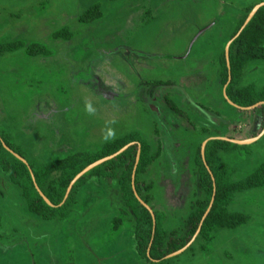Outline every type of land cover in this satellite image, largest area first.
I'll return each mask as SVG.
<instances>
[{"label":"rangeland","instance_id":"1","mask_svg":"<svg viewBox=\"0 0 264 264\" xmlns=\"http://www.w3.org/2000/svg\"><path fill=\"white\" fill-rule=\"evenodd\" d=\"M255 3L264 0H0V44L21 43L0 54V135L35 167L137 135L147 146L138 175L146 207L162 230H181L200 194L194 157L204 141L238 145L215 156L229 181L264 163V42L237 71L236 86L248 88L255 105H233L218 68ZM32 44L47 54H28ZM122 198L116 179L92 178L44 219L0 170V264H264V184L226 206L246 223L194 237L162 261L137 252Z\"/></svg>","mask_w":264,"mask_h":264},{"label":"trees","instance_id":"2","mask_svg":"<svg viewBox=\"0 0 264 264\" xmlns=\"http://www.w3.org/2000/svg\"><path fill=\"white\" fill-rule=\"evenodd\" d=\"M258 4L245 7L244 16L231 34L227 53L221 52L218 58L219 75L225 86V95L231 103L243 108L251 107L259 101L248 88L236 86L240 64L257 59L264 42V3L245 23L252 9ZM85 17L87 18L82 19L84 22L95 18ZM19 48L20 42L3 43L0 44V54ZM25 51L30 55L47 54L45 48L37 44L27 46ZM156 85L160 86L161 83L156 82ZM237 146L229 140L209 139L202 152L200 148L197 149L194 164L200 194L191 202L181 230L170 232L162 230L158 215L143 205L148 204L149 197L144 193L138 175L146 163L147 146L135 134L106 140L93 154L78 152L40 167L26 162L21 148L10 142L6 136L0 135V170L6 174L8 183L17 189L27 210L44 219L55 217L70 202L73 191L89 179H116L123 194L124 206L134 216L137 252L151 261H162L166 256L184 248L194 237L218 230L234 229L247 222V216L239 212H229L226 206L234 194L264 184V163L253 174L235 182L219 176L215 170V156L230 152ZM107 157L109 158L80 175L67 191L70 183L83 169ZM43 196L51 205L44 201Z\"/></svg>","mask_w":264,"mask_h":264},{"label":"water","instance_id":"3","mask_svg":"<svg viewBox=\"0 0 264 264\" xmlns=\"http://www.w3.org/2000/svg\"><path fill=\"white\" fill-rule=\"evenodd\" d=\"M260 5H262V3L261 4H258L257 6H255L253 9H252V11L250 12V14L248 15V18L246 19V21H245V23L248 21V19L251 17V15L254 13V11L260 6ZM203 31V30H202ZM230 43V42H229ZM229 43H228V45H229ZM228 45H227V48H226V51H225V54L227 53V49H228ZM234 105V104H233ZM236 106V105H235ZM209 140V139H208ZM207 141V140H206ZM206 141H204L203 142V144H202V147H201V152H202V150H203V147H204V144L206 143ZM124 149V148H123ZM122 149V150H123ZM122 150H120V151H122ZM18 159H20L21 161H23V162H25L22 158H20L19 156H17V155H15ZM111 157V156H110ZM109 157H107V158H104V159H101V160H98V161H96V162H94L93 164H91V165H89V166H87L85 169H83L74 179H73V181L70 183V185H69V187H68V189H67V191L69 190V188H70V186L72 185V183L80 176V175H82L84 172H86V171H88L90 168H92L93 166H95V165H97L98 163H100V162H102L103 160H106V159H108ZM67 193V192H66ZM43 199H44V201L48 204V205H51L50 204V202L43 196ZM143 205L146 207V205L143 203ZM147 208V207H146ZM148 209V208H147ZM149 210V209H148ZM183 250V248L181 249V250H179V251H182ZM179 251H177V252H179ZM174 253H176V252H174ZM173 253V254H174ZM171 255V254H170ZM170 255H168V256H170ZM168 256H166V257H168Z\"/></svg>","mask_w":264,"mask_h":264},{"label":"clouds","instance_id":"4","mask_svg":"<svg viewBox=\"0 0 264 264\" xmlns=\"http://www.w3.org/2000/svg\"><path fill=\"white\" fill-rule=\"evenodd\" d=\"M85 109L89 114H93L95 112V109L92 107L91 104H86Z\"/></svg>","mask_w":264,"mask_h":264}]
</instances>
